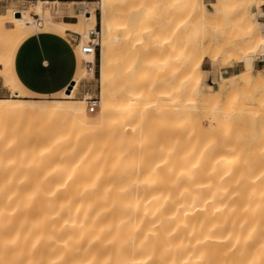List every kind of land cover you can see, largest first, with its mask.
Wrapping results in <instances>:
<instances>
[{"label": "bare ground", "instance_id": "1", "mask_svg": "<svg viewBox=\"0 0 264 264\" xmlns=\"http://www.w3.org/2000/svg\"><path fill=\"white\" fill-rule=\"evenodd\" d=\"M259 1H240L238 10L242 14L234 22L242 35L254 38V51L244 54L243 62L256 60L264 53ZM129 2L57 0L51 4L33 3L30 10L0 13V78L10 94L9 99H0V264H264V180L258 172H251L248 160L249 154L264 151V126H259L262 130L249 139L257 146L252 153L244 144L246 136L238 133L225 138L222 130L235 123L232 113L220 107L224 102L228 104L229 96L220 86L212 87L210 94L205 92L202 63L208 59L220 74L222 66L216 52L196 51L195 38L182 46H175L173 38L159 43L167 44L166 53L159 58L161 68L172 67L167 80L172 83L171 75L184 73L178 86L166 95L144 94L151 88V81L139 90L129 84L122 89L119 84L129 67L121 63L134 52L125 39L155 32L163 25L162 17L147 9L152 4L146 0H138V8L131 10V15H121ZM65 6L77 19L75 23L60 19ZM96 8L101 12L97 116L86 109L83 101L73 100L74 88L62 100L25 98L27 95L12 79L10 66L12 52L21 38L38 29L69 30L82 36L77 47L80 51L96 29ZM32 10L44 21L42 27L35 24ZM81 57L77 85L95 74V54ZM180 95L195 105L217 106L221 117L207 120L206 138L211 146L217 145L218 139L227 146L211 149L207 155H194L189 167L180 161H167V155V162L158 164L147 158L142 147L134 148L130 140L119 137L116 141L113 131L111 142L119 151L113 152L110 168L99 160L90 161L86 177L80 176L81 159L87 155L82 146L96 129L113 122L130 123L134 118L144 129L143 121L147 118L154 123V115L160 112L156 106L165 97L176 99ZM125 96L130 99L124 102ZM251 100L257 104L256 96ZM234 103L229 101V105ZM189 117L194 116L179 113L174 120L188 122ZM168 119L173 115L156 123L162 126ZM21 130L22 140L25 135L27 141L32 139L26 145L16 144ZM56 141L60 142V155L62 142L64 148H71L69 154L72 147L81 146L75 156L66 159L63 168L60 158L59 175H55L57 165L48 167ZM132 150L135 164L131 171L125 155ZM225 152L230 156L223 157ZM29 169L35 177L27 176ZM238 200L256 201L247 210H237Z\"/></svg>", "mask_w": 264, "mask_h": 264}, {"label": "rangeland", "instance_id": "2", "mask_svg": "<svg viewBox=\"0 0 264 264\" xmlns=\"http://www.w3.org/2000/svg\"><path fill=\"white\" fill-rule=\"evenodd\" d=\"M69 0H63L61 2H68ZM89 3L98 4L100 0H86ZM138 0H130V2L123 7L121 15H131L134 9L138 8ZM151 2V6L147 7L148 10H154L155 15L162 17L163 25L156 29L155 32H151L145 35H139L137 37H127L125 42L133 49V56L128 57L122 61L123 66L129 67V71L125 70V80H123L119 86L123 89L126 84L133 87L134 90H139L146 83L151 84L149 91H145L144 94L153 93L158 97L160 94H167L170 89L175 88L181 82L184 73L177 75H171L174 81L171 83L167 80V75L170 74L171 66H166L164 69L160 66L159 58L162 53L165 54L167 50V44L159 45L160 42L168 39L175 40V46H182L191 38H195L196 51L208 52L218 54L219 62L222 66L221 74L220 69L214 68L210 61L204 60L202 68L204 69L203 87L207 94H210L211 88L218 89L220 86L226 91L228 98V104L225 102L220 106L223 110L232 113L234 125L224 128L225 138L229 139L233 135L246 136L243 139L246 148L252 153L257 146L254 141H250L252 134H257L259 126H264V67L260 70H255L247 61L254 60L247 59L243 62L242 57L246 53L254 51L252 46L251 36L242 35L241 31L234 24L237 16L242 13L238 10L240 1L245 0H146ZM153 2V3H152ZM33 3H29L28 0H0V13H6L7 10H30ZM264 6V0L259 1L260 10ZM66 7V6H65ZM145 9V10H147ZM238 11V12H237ZM34 15V10L31 11ZM96 15L98 16V24L96 29L101 32L100 22V10L96 8ZM63 16V15H62ZM264 17V13H263ZM62 20V17L60 18ZM56 19V20H60ZM77 21V19L75 20ZM184 32L186 34H184ZM183 34V37H176V34ZM88 39H86V42ZM152 44H155L152 47ZM176 47H172L175 49ZM78 69L80 71L82 61L80 60V53L78 50ZM101 46L99 45L96 55V72L93 76L88 77L73 89V100L83 101L86 105V109L89 110L87 104L88 97L98 96L100 98L101 86L99 83L100 76V54ZM128 51V50H126ZM165 62H166V55ZM258 59L264 60V53H261ZM250 63V62H249ZM86 65V64H85ZM167 65V63H166ZM125 69V68H124ZM217 71V72H216ZM75 75V76H76ZM221 75V82L218 85V76ZM208 76V77H207ZM137 79V80H136ZM4 82L0 78V98L9 99L10 94L7 87L3 88ZM126 88V86H125ZM71 89V90H72ZM127 90V89H126ZM257 97V104H253L251 98ZM24 97H20L19 99ZM26 98V97H25ZM64 95H57L55 97L44 99H32L31 100H62ZM17 100V98H15ZM129 96H125L123 101H128ZM234 100L233 105H229V101ZM198 105V106H197ZM195 105L190 99H185L183 96L165 97L161 103L156 115H154V123L150 124L148 119L145 118L142 123L137 118H134L130 123L113 122L110 125H106L94 131L92 138L88 139L82 148L87 152V155L81 159V177H86V167L90 161L99 160L102 166L110 168L112 163L113 152L118 153L119 147H114L112 144V132L114 131L116 141L119 137L130 140L134 148L142 147L148 153V159L151 161H157L158 164L165 162L166 155L167 161H180L185 167H189L194 155L196 157L202 152L208 154L211 149H219L222 146H227L222 139L217 140V145L211 144L206 138L205 130L208 129L209 123L207 120L216 119L221 117L217 112V106H208L204 103ZM197 106V107H193ZM201 106V107H200ZM151 107L153 111L157 109ZM186 107V108H185ZM168 109V111L166 110ZM219 108V106H218ZM100 112V106L95 110L92 115H96ZM185 115L190 114L194 117L187 118L188 122H177L174 120L175 114ZM173 115V119H168L164 125L160 126L156 122L166 120L167 116ZM192 120V121H190ZM142 122V121H141ZM264 129V127H262ZM261 129V130H262ZM23 130L20 131L16 144L26 145L27 135L24 140ZM196 134V136H194ZM198 134V136H197ZM36 136L35 134L33 135ZM174 136V140L171 139ZM60 141V140H59ZM59 141H56L51 147L52 161L49 166L57 165L59 175V163L62 159V168L66 166V159L69 156H75L78 150H81V146L72 147V153H70V147L64 148L62 142V155L59 152ZM199 141V146H198ZM35 142V141H33ZM175 142V143H174ZM34 146V143H32ZM163 144V145H162ZM12 146L14 144H11ZM77 145H82L77 144ZM10 146V144H9ZM35 146L38 147L36 144ZM116 146V144H115ZM201 147V149H200ZM156 148V149H155ZM68 149V154H67ZM39 150V149H38ZM171 151L169 155L167 152ZM214 151V150H212ZM37 152V150H36ZM40 152V151H39ZM135 150L130 151L125 157L128 159L127 164L132 171L135 164ZM179 153V154H178ZM259 151H255L253 154L248 155L251 165V172L257 173V176L264 180V151L259 154ZM68 156V157H67ZM174 156V157H171ZM223 157L230 156V153L225 152ZM170 158V159H169ZM166 161V162H167ZM3 163V161L1 160ZM69 162V161H68ZM82 164V165H81ZM6 168V165L4 166ZM166 169V167H165ZM110 172V170L108 171ZM28 177H35L31 175L30 169L28 171ZM243 195V194H241ZM256 201V200H255ZM251 201L238 200L237 210L243 208L247 210ZM263 203L261 200H259Z\"/></svg>", "mask_w": 264, "mask_h": 264}, {"label": "crops", "instance_id": "3", "mask_svg": "<svg viewBox=\"0 0 264 264\" xmlns=\"http://www.w3.org/2000/svg\"><path fill=\"white\" fill-rule=\"evenodd\" d=\"M262 11L264 13V6ZM62 14L64 22L70 24L76 22L67 7L63 8ZM260 20L263 22L264 17ZM76 40L78 37L72 31L63 33L45 28L34 30L21 38L12 52L10 66L13 81L27 95L26 98L44 99L57 95L66 96L72 88L76 87L82 69L81 66L76 75L78 69L76 51L78 48L74 43ZM80 60L83 62L81 54ZM246 63L255 70L264 67V60L254 59Z\"/></svg>", "mask_w": 264, "mask_h": 264}, {"label": "built area", "instance_id": "4", "mask_svg": "<svg viewBox=\"0 0 264 264\" xmlns=\"http://www.w3.org/2000/svg\"><path fill=\"white\" fill-rule=\"evenodd\" d=\"M55 1L57 0H28L29 3L41 2L44 4H51V3H54ZM60 1H63V0H60ZM34 17H35V24L38 25L39 27H42L44 24V21L38 15H34ZM74 34L78 37V40L74 42L76 47H78L81 45L82 36L76 33ZM99 40H100L99 31L97 29L91 31L88 41L86 42V44L82 46L79 53L80 54H95L96 56L98 52V48H99ZM77 57H78V54H77ZM86 66L90 69V63H87ZM95 72H96V61H95ZM87 101H88L87 104L89 106V111L91 113H94L95 110L99 107L100 98L98 96H95V97L90 96L88 97Z\"/></svg>", "mask_w": 264, "mask_h": 264}]
</instances>
